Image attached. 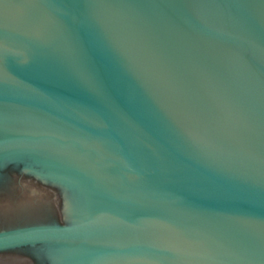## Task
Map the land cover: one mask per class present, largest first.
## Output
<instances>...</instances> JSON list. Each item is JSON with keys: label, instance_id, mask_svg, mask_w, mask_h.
I'll list each match as a JSON object with an SVG mask.
<instances>
[{"label": "water", "instance_id": "1", "mask_svg": "<svg viewBox=\"0 0 264 264\" xmlns=\"http://www.w3.org/2000/svg\"><path fill=\"white\" fill-rule=\"evenodd\" d=\"M7 164L69 210L0 252L264 264V0H0Z\"/></svg>", "mask_w": 264, "mask_h": 264}, {"label": "flooded vegetation", "instance_id": "2", "mask_svg": "<svg viewBox=\"0 0 264 264\" xmlns=\"http://www.w3.org/2000/svg\"><path fill=\"white\" fill-rule=\"evenodd\" d=\"M68 199L61 188L25 172L18 164L0 170V227L30 223L65 224ZM0 264H56L42 247L0 252Z\"/></svg>", "mask_w": 264, "mask_h": 264}]
</instances>
